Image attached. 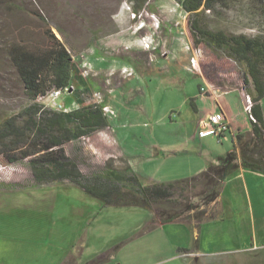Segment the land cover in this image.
<instances>
[{"label": "rangeland", "instance_id": "1", "mask_svg": "<svg viewBox=\"0 0 264 264\" xmlns=\"http://www.w3.org/2000/svg\"><path fill=\"white\" fill-rule=\"evenodd\" d=\"M247 5V1L232 2L217 14H208V26L234 34L259 33L242 11ZM133 8L128 0H0V47L27 38L39 42L50 27L88 81L91 92L86 101L106 106L107 128L66 144L83 174L106 165L128 166L144 184L181 178L188 171L197 175L233 146L229 133L192 139L199 119L216 107L214 95L198 96L200 88L213 87L209 82L213 69L206 64L209 80L205 79L190 51L186 14L175 0H147L137 13ZM1 50L0 117L16 113L26 103ZM203 57L207 63V56ZM217 79L214 89L229 90L221 92L220 101L234 117L232 133L250 130L247 111L234 91L243 88L241 79L236 83ZM75 88L72 83L71 91ZM68 96L50 93L40 103L68 110L74 107ZM1 188L20 189L6 199L0 190V211L14 210L11 216L0 217V230H8L9 239L0 241L6 242L0 259L12 258L11 264H50L72 238L78 240L67 248L65 259L74 256L75 264L105 253L110 256L104 264H264V249L219 254L206 247L199 256L183 255L184 245H193L192 221L152 225L151 212L138 207L95 212L86 202L96 200L86 195L76 198L78 188L68 182L35 185L25 161L0 167ZM15 239L21 244V262H14L17 244L11 241ZM205 243L208 246L206 238Z\"/></svg>", "mask_w": 264, "mask_h": 264}, {"label": "trees", "instance_id": "2", "mask_svg": "<svg viewBox=\"0 0 264 264\" xmlns=\"http://www.w3.org/2000/svg\"><path fill=\"white\" fill-rule=\"evenodd\" d=\"M128 1L135 13L147 2ZM175 1L186 14L190 51L201 65L205 79L209 80L206 64L213 69V80H209L213 87L217 76L229 83L241 79V95L243 98L249 95L252 102L248 112L254 119L250 121V134L237 133L230 151L190 177L144 184L130 167L115 169L109 165L83 174L68 154L66 144L107 128L108 118L103 112L104 105L86 101L91 92L88 81L64 43L48 27L39 42L33 43L27 38L0 47L26 99L19 111L0 117V167L25 161L35 185L68 182L97 200L101 209L138 207L150 211L152 225L188 219L200 224L207 219L202 208L217 200L222 182L229 175L238 168L264 174L261 106L264 98V0ZM239 1L248 2L242 11L248 15L249 25L260 29L259 33L234 34L208 26V14H217L220 8ZM33 14L45 22L39 13ZM203 56H207V63ZM72 83L76 88L68 97L76 105L74 108L63 111L40 103L54 91L69 89ZM189 104L195 111L194 98L189 99ZM183 252L189 251L183 249ZM109 256L99 254L85 264H104ZM75 261L71 256L61 264H75Z\"/></svg>", "mask_w": 264, "mask_h": 264}, {"label": "crops", "instance_id": "3", "mask_svg": "<svg viewBox=\"0 0 264 264\" xmlns=\"http://www.w3.org/2000/svg\"><path fill=\"white\" fill-rule=\"evenodd\" d=\"M203 91V92H201ZM235 92H237L238 101L243 105L244 104V98L241 95V92L239 90L234 89ZM221 92L227 93L229 90H223L219 91L214 87H208L205 89L200 88L198 90V96H208L210 94L214 95V100L216 107L215 109H211L207 112V114L202 118L199 119V130L197 133L194 134V138L192 139H204L206 137H200L199 131L201 129V122L206 119V117L213 112H221L224 116L225 122L229 126V131L226 133H229L232 136V142L234 144L235 141V135L237 133H242L241 131L237 130L236 133H232V127H236V124L234 123V117L230 113L229 106H225L220 101V94ZM263 115H264V98L261 102ZM249 119V117H248ZM250 122V120H249ZM251 126V125H250ZM238 129V127L236 128ZM251 129L244 132L243 134H250ZM225 133L221 134L220 136H223ZM192 171H188L185 176H181V178L190 177L194 174H191ZM180 178H174L170 179L175 180ZM2 193H5V197L3 199H6L8 197L9 193H15V191L20 189H0ZM82 192L78 189L76 198H85V194L79 193ZM84 194V195H82ZM87 196V195H86ZM8 198H13L9 196ZM95 200V199H94ZM11 202H13V199H10ZM87 204L92 205V207H95V212L97 211V208H100L99 203L96 201H90L86 202ZM205 211V216L207 217L206 220L201 222L199 225L196 224L192 219L185 220V224H187V221H192L193 223V242L192 247L188 245H184V249H192V252H184L183 255H201L204 248L208 247L209 250H213L215 252H218L219 254H236L241 252H254L256 250H263L264 249V174L263 173H257L249 170H245L242 168H238L235 172H233L231 175H229L223 182L220 189L219 196L217 200L208 206L203 207ZM100 210V209H99ZM103 210V208H102ZM14 210L10 211H0V217H7L11 216L13 214ZM101 211V210H100ZM100 213V212H98ZM96 215V214H95ZM92 217V220L90 223L95 219L96 216ZM212 217V218H208ZM181 221V220H180ZM178 223L179 221H173L168 224L172 223ZM9 225V224H8ZM6 227H9V226ZM164 226V225H163ZM89 228V227H88ZM88 228L82 229L81 232H85L88 230ZM8 230L1 231L0 230V241L9 239L8 236L5 235V233ZM80 234V233H79ZM202 239V241H200ZM205 238L208 239V246L205 243ZM72 243L68 247L71 248V246L75 243V240H78L76 238L75 240L72 238ZM12 243L17 244L16 252H15V259L14 262H21V254H20V242L19 240H13ZM61 244H64L62 242ZM179 245V244H178ZM67 247V244L64 245ZM6 247V242H0V249H4ZM67 247V248H68ZM64 249L65 247L62 246ZM62 251V255L58 257L55 261L50 264H61L65 257L69 255V249ZM211 250V251H212ZM12 260V258H11ZM10 261H5L3 259H0V264H11ZM21 264V263H19Z\"/></svg>", "mask_w": 264, "mask_h": 264}, {"label": "built area", "instance_id": "4", "mask_svg": "<svg viewBox=\"0 0 264 264\" xmlns=\"http://www.w3.org/2000/svg\"><path fill=\"white\" fill-rule=\"evenodd\" d=\"M71 89H65L64 91H54L51 93L53 97H57L58 95H61L62 93H67L70 94ZM244 103H245V110L247 113L250 110V107L252 105V102L250 100L249 95L244 96ZM74 107L76 106L73 103ZM73 107V108H74ZM57 110H63L66 111L67 109H57ZM70 110V109H68ZM107 110L106 106H103V112L105 113ZM249 120L254 121L252 116L248 114ZM229 131V126L224 120V116L221 112H213L210 113L204 121H202L201 129L199 131V136L200 137H207L209 135H215V136H220L223 133H226Z\"/></svg>", "mask_w": 264, "mask_h": 264}, {"label": "clouds", "instance_id": "5", "mask_svg": "<svg viewBox=\"0 0 264 264\" xmlns=\"http://www.w3.org/2000/svg\"><path fill=\"white\" fill-rule=\"evenodd\" d=\"M248 114V113H247Z\"/></svg>", "mask_w": 264, "mask_h": 264}]
</instances>
